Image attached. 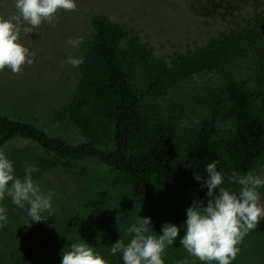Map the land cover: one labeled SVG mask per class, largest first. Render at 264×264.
<instances>
[{
	"label": "rangeland",
	"instance_id": "1",
	"mask_svg": "<svg viewBox=\"0 0 264 264\" xmlns=\"http://www.w3.org/2000/svg\"><path fill=\"white\" fill-rule=\"evenodd\" d=\"M82 1L78 2L70 22H65L66 32L61 26H56L59 30L53 26L60 20L57 13L52 23L42 22L28 35L21 32L20 43L34 56V63L23 66L25 74L13 73L8 68L0 72V112L34 122L72 143L83 139L81 132L72 121L57 119L54 110L66 104L74 93L79 66L74 67L67 60L85 56L95 34L91 22L94 15L106 14L114 21L140 30L142 40L150 43L154 54L168 62L174 43H192L193 38L199 39L202 34L233 23L256 5L264 6V0H174L181 10L199 15L200 23L205 25L201 29H189L196 32L180 40L169 39V33L164 31H153V26L145 22V11L133 12L126 0ZM11 2L15 0H0L3 5ZM141 5L146 8L148 3ZM158 5L162 7L161 2ZM154 8L149 6L147 10ZM164 20L166 17L159 23ZM76 38H82V42L73 47L69 40ZM126 44L123 41L122 47ZM127 68L138 91L146 93L147 110L178 127L167 159L181 161L185 140L204 115L206 99L220 84L223 72L210 70L186 78L169 77L162 85L151 87L154 69L134 57L127 59ZM228 69L253 92V108L264 116V44L246 47L230 60ZM229 127L230 122L223 121L222 134ZM0 152L13 162L15 175L20 178L24 177L26 166H36L38 171L32 174L33 181L42 194L50 197L52 204L51 215L45 211L41 215L46 220L35 222L28 215L27 205L20 208L8 196L0 200L7 216L6 221H0V264H43L40 257L47 262L49 257L61 260L63 249L67 251L73 242L88 243L108 264H123L121 253L110 255L113 244L110 233L116 241L129 243L134 234L127 229L138 223L140 217L151 218L149 232L153 235L162 234L165 223L180 228L178 237L162 255L164 264H202L180 244L185 235L186 210L195 201L199 204L180 185L154 177L149 197H136L132 179L97 158L59 159L36 142L21 138L0 145ZM253 173L264 178V156L256 162ZM258 191L259 203L264 206V187ZM237 247L239 252L232 264H264V236L255 229Z\"/></svg>",
	"mask_w": 264,
	"mask_h": 264
},
{
	"label": "trees",
	"instance_id": "2",
	"mask_svg": "<svg viewBox=\"0 0 264 264\" xmlns=\"http://www.w3.org/2000/svg\"><path fill=\"white\" fill-rule=\"evenodd\" d=\"M79 1L82 0H75L77 5ZM126 2L133 12L143 9L146 24H151L153 31L169 33V39L184 40L196 32L189 29L205 27L199 15L181 10L174 0ZM143 2L148 3L146 8ZM149 6L155 8L147 10ZM74 12L58 10L60 20H56L55 30L61 26L66 32L65 22H70ZM16 13L15 2L0 4V16L7 19ZM164 17L166 21L159 23ZM91 22L95 34L79 65L74 93L66 104L54 110L57 119L72 121L83 139L72 143L34 122L0 112V145L21 138L36 142L59 159L97 158L130 177L136 197H149L153 178L160 177L180 185L205 204L209 198L207 186L195 175L206 178L207 164L216 161L217 170L224 174L222 186L238 193L240 186L230 184L229 177L233 173H253L256 162L264 156V116L254 110L253 92L234 77L228 64L249 45L264 44V6L256 5L233 23L193 38L192 43H174L168 62L154 54L150 43L142 40L140 30L106 14L94 15ZM125 40L127 44L122 47ZM131 57L155 70L151 87L162 85L169 77L186 78L210 70L223 72L220 84L206 99L204 115L185 140L181 161L167 159L178 127L147 110L146 93L138 91L127 68ZM19 83L27 86L24 81ZM223 121L230 122L224 134ZM254 229L264 236V218ZM110 237L116 242L111 233ZM40 258L43 264H61L58 258L49 257V262Z\"/></svg>",
	"mask_w": 264,
	"mask_h": 264
},
{
	"label": "clouds",
	"instance_id": "3",
	"mask_svg": "<svg viewBox=\"0 0 264 264\" xmlns=\"http://www.w3.org/2000/svg\"><path fill=\"white\" fill-rule=\"evenodd\" d=\"M15 8L17 13L9 18L0 16V70L7 67L18 74L25 64L34 63L33 54L20 43L21 32L28 35L42 22L52 23L58 10L75 11L77 4L75 0H15ZM81 42L82 38L69 40L73 47H78ZM67 63L78 67L83 60L69 57ZM24 171L23 178L16 176L13 162L0 152V200L8 196L20 208L27 205L31 221L46 220L41 214L46 211L51 215L52 204L50 197L42 194L33 181L32 174L38 168L28 165ZM206 171V178L199 174L195 178L203 180L209 198L206 204L195 201L187 208L185 235L180 244L202 264H232L239 252L237 245L264 218L258 191L264 187V178L252 172L233 173L229 183L240 186L237 193L222 186L224 174L217 170L216 161L208 163ZM6 220L5 208L0 207V221ZM150 222V217H140L138 223L127 229L128 233L134 234L130 242L116 241L111 245L110 255L121 253L123 264H164L162 255L176 240L180 228L165 223L162 234L157 236L150 234ZM64 249L61 264H108L88 243L73 242L67 251Z\"/></svg>",
	"mask_w": 264,
	"mask_h": 264
}]
</instances>
